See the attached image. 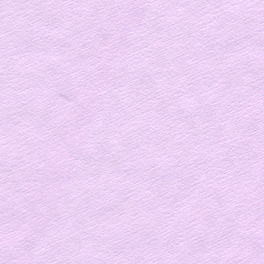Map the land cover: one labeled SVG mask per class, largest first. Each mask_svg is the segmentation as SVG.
<instances>
[{"label":"snow or ice","instance_id":"obj_1","mask_svg":"<svg viewBox=\"0 0 264 264\" xmlns=\"http://www.w3.org/2000/svg\"><path fill=\"white\" fill-rule=\"evenodd\" d=\"M0 264H264V0H0Z\"/></svg>","mask_w":264,"mask_h":264}]
</instances>
